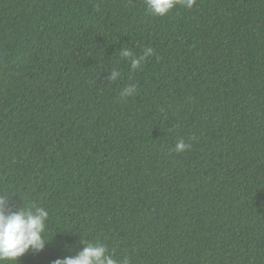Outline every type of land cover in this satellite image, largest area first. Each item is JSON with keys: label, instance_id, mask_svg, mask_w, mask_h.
Masks as SVG:
<instances>
[{"label": "trees", "instance_id": "trees-1", "mask_svg": "<svg viewBox=\"0 0 264 264\" xmlns=\"http://www.w3.org/2000/svg\"><path fill=\"white\" fill-rule=\"evenodd\" d=\"M148 47L136 71L120 56ZM7 193L49 212V243L18 264L81 240L130 264H264V0L164 17L145 0H0Z\"/></svg>", "mask_w": 264, "mask_h": 264}, {"label": "clouds", "instance_id": "clouds-1", "mask_svg": "<svg viewBox=\"0 0 264 264\" xmlns=\"http://www.w3.org/2000/svg\"><path fill=\"white\" fill-rule=\"evenodd\" d=\"M197 0H145L147 11L155 16L164 17L177 6L192 9ZM154 55L151 47L145 48L143 54L136 56L128 48L120 49V56L130 62L132 71L140 68L142 62ZM120 72L113 70L108 77L110 82L120 79ZM137 89L135 85L126 86L121 97L134 95ZM191 145L180 140L175 145V151L182 153L190 150ZM11 196V199H9ZM11 193L0 195V264H18V261L30 251L41 252L49 243L47 240V222L49 212L44 207H39L35 202L14 204ZM13 207L15 210H13ZM82 250L74 256L69 255L56 259L53 264H130L128 258L117 259L115 253L109 252L108 247L102 242H82Z\"/></svg>", "mask_w": 264, "mask_h": 264}]
</instances>
